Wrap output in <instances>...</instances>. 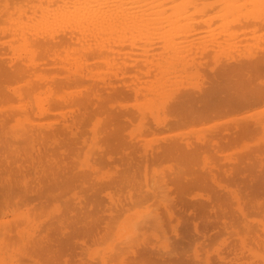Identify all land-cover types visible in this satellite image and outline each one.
I'll return each instance as SVG.
<instances>
[{
  "label": "bare ground",
  "instance_id": "obj_1",
  "mask_svg": "<svg viewBox=\"0 0 264 264\" xmlns=\"http://www.w3.org/2000/svg\"><path fill=\"white\" fill-rule=\"evenodd\" d=\"M8 1L10 2L11 5H13L12 9L10 10L7 9V7H9L7 6ZM8 1L0 0V17L2 14H4L5 15L4 19L6 18V21L8 22V26L6 24L7 27H3V28L1 27V32L4 33L6 32L11 36L9 37L10 39H8V41L5 42L11 52L10 53L11 55L8 56V60L2 59L1 57L4 56H1L0 54V84H1L0 101L1 99L5 98L8 95V93H6V91L3 90L2 88V83H3V86L4 85L6 86L4 88L9 90L12 93V95L14 94L17 97V99L19 100L18 102L19 104L17 105L16 103H14L16 105L13 108H15L16 110L13 112L10 110L11 108H9L8 111L6 110L7 109L6 107H5L6 109L0 107V140L2 141V139H4L2 141L4 143V146L0 147V156H2V162L4 160L5 163H9L10 155L14 156L13 159H15V156H18V158H21L23 161L29 164L30 168L28 167V169L33 170V174L34 176H36V179H38L39 182L42 179L46 178L48 176V173H51L52 175L50 174L49 176L52 177L51 179H53L54 181V182L52 181L53 185L58 187V189L63 191L72 187L70 182L69 181L67 182V180L59 181L60 178L59 180H56V174H60V172H62L60 165L58 164L59 166H57V162H54L56 164L55 167L57 168L55 171L53 170L54 171L53 173L52 171L53 165H51L52 163L48 164L49 162L48 161L47 162L48 166L46 165V162L43 161L42 159V151L39 147L40 145H37L38 147H36V144L40 143L41 141L46 144L45 147H48V145H57L58 148L61 147L60 150L58 149V151L60 154H62V156L70 154V152L73 151V148H75V145L77 143V138H78L77 131L79 130L78 123L80 122V120L84 121V117L87 115L88 112L87 109H89V107H92L91 105L93 104L94 106L99 105L100 107V99L102 97H106V99L109 100L110 99L114 100L116 98L125 97L129 95L135 97H138L139 95L141 96L143 95L144 96L143 100L145 101L144 104L142 106L141 104H137V107L141 106V108L137 109L138 110L137 113L139 115L138 117H140L142 120L145 113H148L153 118V122L155 124V127L157 128L190 125L198 121L212 119L213 117H217L219 115L228 112L232 113L241 108L251 107L254 105H260L261 103H264V45L256 44V46H258L257 48L255 47L256 49H249L247 45H245L248 48V50L246 48L247 51L246 50L244 51L243 49L245 48H243L242 50L239 51V45L241 44L240 42L242 40H245L249 33L255 34L254 32L256 30L264 26V0H59V2L57 0H36V1L8 0ZM53 2L55 3L53 4ZM208 12H212V13L209 14ZM205 15L208 16L206 17ZM1 19L3 18L1 17ZM1 19L0 21L5 26L6 21H3ZM23 19L24 20L26 19V21H24ZM213 19L214 21L215 20L217 21L216 24L213 25L214 27L217 26L215 28L212 27L211 25ZM202 33H204L203 36H201ZM253 34L252 36H254ZM250 39H253L252 42H254V38H249V40ZM3 41H5V39ZM3 41H1V44ZM72 44L74 45L77 44V45L72 46ZM244 44H247V42L242 43L243 46ZM154 45H156L155 47L158 46L159 50L157 51L155 57L154 56L151 57L154 53L152 51L155 48ZM60 46L64 48V52L65 50L70 48L69 50L75 51V53H78V55H80L79 54L80 52L82 56L93 55L94 57L101 58L100 60H102L107 64L106 67L110 68V70H108L109 68L107 69L105 66H103L111 73L113 79L107 80L106 76L99 77V75L96 74L98 75L97 81L100 82V83H96L95 77L91 73H89V71L86 72L83 71V66H82L83 64L80 65L81 63L79 61V57L77 56L67 57L68 55H65V53L64 54L62 53L63 55H60L59 53L61 57L58 55L56 49L57 47ZM122 48L125 51L127 50L128 53L131 52L130 50L136 49L138 52L140 50L139 53L136 52V50L132 51V52H136L135 53L136 55L138 53L140 58H136L138 57L136 55H134L135 58H132L131 57L132 55L127 56L129 54H127V51L126 52L123 51ZM38 51H41L40 53H43L42 55L44 54L48 55L49 59H51L52 61L54 60V62L58 59L60 60V61L58 60V63H61L62 68L66 73H64L63 71L64 75L62 76V79L58 81L59 84L74 83L77 85H81L83 86L84 93H82V90L78 88L79 90L78 92L76 91L77 93H75L76 95L74 94L75 96L73 95L74 96L73 98H70L72 97V95L70 97H65L64 95L66 93L63 96L62 94L60 95L58 93L59 96L54 97L53 102H48L47 101L48 99L46 100V97L41 95V93L44 94V92L50 91L49 90L50 83L47 80H45V77L44 79H40V80L39 77L37 76L35 78V72L37 71L38 64L40 62V61L38 62L36 58L37 57L36 53ZM123 52L126 54L124 55L125 57L127 56L133 59L130 61V63L128 62L129 68H127L126 65L127 62H125L123 65L121 64L122 66L120 65V67L118 65L116 66L117 68L114 67V64L116 62L122 60L119 58V56H121ZM120 53L122 54L119 55ZM208 55L210 56L208 60H210L211 65L209 64L210 66L208 67V70L203 72V75L206 76L207 78L206 84L208 85L206 86L205 84L204 85L205 87H201L195 82L192 83L193 82L192 79H194V76H196V78L197 75L199 76L198 68L200 62L203 60L205 56ZM57 56H59V58ZM42 57H46V56H42ZM70 58H73L72 60L74 63V66L71 70L68 69V67L71 66V62L70 65H67L68 67H66V65L64 64L69 62ZM75 59L77 60V64L75 62ZM8 61L10 62L7 67L4 65L3 62H8ZM220 61H224V63H221ZM101 68L102 67L100 66V69ZM88 69L91 68L88 67ZM99 71H97V73ZM126 74L128 75L130 74L129 77L128 75L127 77L129 78L128 81L130 80L131 84L130 83L127 84V81H124V76ZM40 75H42V73ZM30 77L31 79H29ZM183 77L186 79L188 83H192L193 85L191 87H185L182 85L179 86L180 83L182 82ZM9 78H13V79L23 78L24 86H21V82H19L20 86L14 85L15 87L13 86L8 87L7 84L4 82H7ZM32 78H35L36 82L32 81ZM86 78H90V81L85 80ZM150 79L151 82H153L150 86L146 87L143 84L146 87L143 88L139 85L142 84L141 81L145 82ZM118 81L122 83V85L119 84L118 86L117 85L119 83ZM69 89L71 91V88ZM63 91L64 89H62V92ZM28 94H31L32 99L30 98L29 99L31 101L33 100V105L32 104L30 105L29 102L28 104L31 106L32 112L36 116H43L47 113V111H49L48 108L56 107L59 108V113L63 117L65 116V111L62 110H67V109H69L70 111L76 110L74 111L76 117H74V119L72 118L71 122H68L69 120L63 118V121L62 122L60 121L61 125L59 127H54L52 129L49 128L39 129L40 127H35L36 123L32 121L33 120L32 118H30V111L28 110L29 105L27 104L28 100H26ZM100 95L102 97H100ZM15 96L13 100L16 101ZM53 96H55V94ZM109 105L112 106V107L110 106V108H114L112 104ZM119 105L125 107V105L122 103H120ZM166 112L170 114L166 115ZM127 113L128 111L125 108L124 109L119 108L116 112L115 111L108 112L109 124L111 125L112 128H108L105 132V136L100 138V143L102 141L104 144V146H99V151L101 152L100 155L105 154L106 158L109 161L111 159L113 160L114 153L116 154V152L121 151L120 155L118 156L119 158L118 161L121 163L123 170L126 169L125 168L126 166H128L131 169V167H134L136 164H138L137 162L140 160L142 161L143 170H145L147 165L150 164L152 161L173 159L176 161L175 165H177L176 168L177 170L174 169L175 170L173 172L174 174L171 175L169 179H171V181L173 180L175 181L174 184H176L179 192L181 190L184 191L189 186L199 185L200 183H202L201 179L205 178L203 175H198V173L196 174L194 171L190 169V166L192 164H194L192 165V167L195 166L198 156L200 157L202 153H204L207 150H213L215 152L221 146L224 145L228 146L230 144L232 145L233 142H236L239 139L242 138L244 139L245 137H248L250 135L252 136L257 132L259 133L260 129L264 130V106H263L260 107V109L256 108V110L249 111L245 114H240L239 116H234V115L229 117L227 116L228 119L225 117L226 118V119L224 118L225 120L218 119V121H216L214 119V122L212 121L211 124L203 126L207 129L205 130L207 131L206 132L207 134H202L196 137V140L195 141L193 140L194 142L188 141L187 139H182L180 138V136L178 137L177 135L169 134L170 135L168 136L169 138L167 140H164L163 141L164 144H162L160 147H157V149L155 148L156 150L154 149V151H150L147 150L146 147L144 146L145 150L140 151L136 149L137 145H134L135 143L131 142V140H129V142L126 143L124 139L118 136L119 128L116 126V124L114 125V122L117 121L118 118L121 119L124 118V116H126ZM10 119L12 121H15V124L13 123V125L8 126L7 123L9 122ZM49 121H51V119ZM96 121L97 120H95V122ZM228 122H230V124H227ZM37 125L42 127L51 126L49 122H46L45 124H43V122L41 124L40 122L37 123ZM94 125L96 124L94 123ZM189 128H191V126ZM195 128L197 129V127ZM191 129L193 130V128ZM174 131L177 130L175 129ZM91 132L92 134L91 133L90 134L92 135V138H94L96 134V130L94 127L91 129ZM67 133L69 136L65 137V134ZM261 138H264V135L259 139ZM262 141H263L262 144L263 147L257 145L259 147L249 152L248 151L245 152L244 156H241L239 159L235 158L237 160L228 163L224 161L223 163H221V165L219 166L217 165V166L219 167V169H221L220 170L222 171L221 173H224L225 174L224 176H227L229 178V181L232 183H235V178H234L235 174H237V176H240V178L237 180V183L239 184L237 188L236 187L229 188L223 185L219 190V191H224L225 197L228 195V197H231L235 202L237 216L240 218L239 222H242V224L247 225L248 222L246 223V220L247 219H248L247 221L251 220L248 218V215L251 212L258 213L259 215H261V218L255 219L254 221L256 222V225H258L257 228L264 233V225H263L264 200L263 199L258 200L259 198H257V200L256 198L255 200H252L251 198L254 194L258 193L259 191L264 192V171H263L264 170V139ZM10 143H13L15 146H13V148H8V149H14V150H9L8 153L7 148H5V146L10 145ZM94 144L96 146L97 143ZM67 147L68 150L66 151ZM22 149L25 152H23ZM231 149L233 148L231 147ZM34 153H36V155ZM46 155L48 157H51V159H53L56 158L57 153L55 152V150L52 151L49 148L47 149V154H45L44 156L46 157ZM202 156L204 157L205 155ZM48 157L47 160H51L50 158L48 159ZM244 160H247V162L248 160L250 161L253 160L254 162L252 166H256L255 168H260L258 170L260 173H257V171L256 173H252V171H254L252 170L253 168L246 167ZM94 164L93 167H90L87 164L86 168L84 169L88 171L83 170V168L82 170L80 169L81 173L78 174L74 172L75 170L72 171L74 172V174L71 176V178L73 179L72 182L78 179L81 181L80 183H85L86 180L88 181L91 178H93L95 176L94 170L97 169V168L94 169L95 167ZM209 165L211 164L209 163ZM217 166L214 163V165H212L209 168V170L207 169L208 174L211 177L210 179L213 180L214 182H215L216 174L212 170H214L215 168L217 169ZM0 168L2 167L0 166ZM24 168L25 167L19 163L16 171H18L19 174H22V176H24L23 178L24 180L22 179L24 182L22 180L19 181L21 178L18 180V182L22 184V186L24 185L23 188L25 187V189H28L29 182L27 179H25V173H27V168L26 169ZM219 169H218V173H219ZM2 173L4 174L1 175ZM206 173L207 172H205V174ZM13 174L14 173L12 168L4 167L3 170L0 169V177H2L0 179V208H2L3 205L6 206L8 204L7 200L10 198V196H18L17 195L18 193L12 186ZM122 175H123L122 178H117V180H113V182L109 181L108 183L110 185L112 184V187L113 185L121 187L124 182L125 186H128L130 188L132 184L131 178L127 174L122 173ZM144 176H145V171H144ZM14 181L17 182L16 180ZM90 181L91 184H89V186L91 185L92 187L93 180ZM167 181H168V177L166 176L165 177L162 176L161 178H159V180L156 179V181L154 182L156 188L154 187L153 183L152 185L157 190L154 189L155 191L152 192L153 194L155 192V195L156 192H160L157 194H162L161 196L158 195L159 196L158 200L160 201V203L156 200L157 204L163 206L164 210L166 211L165 215H167L166 217H168L167 219L168 221H170L171 219L175 221L172 227V231L174 233V238L176 241L175 244H173L171 247L167 246L166 248V241L164 240V242L162 243V247H164L165 250H163L162 252L159 250H153L152 253L151 251H147V249H142L143 251H140L138 249H135L136 247L134 248L133 246L135 244L134 241L135 242L140 241V237H137L138 234L140 235L143 234L144 231L147 230L148 228L154 231L155 229L158 230V228H160V226L163 224V218L159 216L161 214H159L157 210L153 211L154 214L151 213V215L147 213L148 211H146L147 215L142 217V215L145 213L144 211L142 215L140 214L135 218H131L126 223H123V226L125 227L122 226L123 227L122 232L120 230L121 232L120 238L121 241L123 242V246L125 248L128 247L126 248V250H129L132 257H137L139 259L146 261H152V258L154 257L155 258L154 263L157 260H158L157 262L162 261V260L159 261L158 258L164 259V257L167 258L172 257V259H175L173 261L174 264H182L179 262L180 253L178 252L177 247H179V244L185 240L187 234L184 231L177 232V223L180 220L179 215H181V212L185 210V207H189L191 205L193 209L191 207V209H188L186 212L188 214H192L193 216H195L196 213H194V211L192 210H194L195 208L197 209L198 207L194 203H189L181 199L180 200H175V198L171 199L170 196H172V194L170 196L168 194L166 197L165 195L167 193L166 189L169 186L167 185ZM220 186L221 184L218 183V186H216V188L217 187L220 188ZM210 187L212 188V186ZM223 187L226 189H223ZM34 188L33 187L30 188L31 192L28 193L34 192L35 193L34 195L36 196H34L33 198H30L29 196L26 198L21 197L22 200H31L37 198L39 200L40 199L42 200L46 196L47 197L54 196V194H52L49 189H47L46 191L43 190L41 191L39 190L40 188L37 187L38 190L35 192L32 191L34 190ZM129 188L128 189L126 188V190H128L127 196L128 199L130 200L131 192ZM116 191L118 190L116 189ZM107 196L111 203L118 202L120 204V198L118 196L114 197L115 195L112 194H108ZM163 196H165L166 198ZM76 198H81V197L77 196ZM82 198L83 200H85L84 197ZM221 198L223 197L211 198L210 196L209 197L207 196L205 200L208 202V204L206 205L210 207L209 212L211 211L213 215H215V213L217 214V212L220 213L217 215H219L221 219L222 227L226 228V226L230 225V222L225 217L227 214V210L225 207L224 198L223 199ZM93 199L87 202L90 203L91 201H94ZM219 199L222 200L221 203L216 202V200ZM86 200L83 202H86ZM253 201L256 202L255 203L256 206H254V203H252ZM80 202L81 200L77 202V204L78 205L81 204ZM92 205L93 204H90V206ZM215 205H217L216 207L218 208H216ZM3 208H7V207H3ZM72 212L74 213V211ZM73 213H71L72 216ZM71 214L68 215L70 216ZM21 215H22L21 217L24 218L26 216V214L25 216L23 214ZM58 216L59 218H56V221L60 226L59 233L62 234L61 236H65V238L67 237L69 240L71 235H65V233L68 230L66 228V224L64 223L65 221L64 222L62 221V220H66L67 217L66 216L63 217L64 215L63 216L58 215ZM1 219H3V222L7 220V219L4 220V218L2 217ZM70 219L72 221L71 216ZM26 220H29L32 224L31 221L32 219L30 220L27 218ZM6 222L7 225L10 224L9 223L10 220L9 222L8 220ZM67 222L68 219L66 223ZM114 223L116 224V222ZM193 226H194L193 227L194 230H196L197 229L196 223H194ZM33 227H35V224H33ZM122 227L120 228L122 229ZM152 230L151 233L153 232ZM236 230H238V228H236ZM9 231H10L9 227H6L3 224L0 225L1 234L2 233L7 234ZM18 231H20V229ZM33 232L34 229L29 230V232L26 233L27 234L26 239H28V247L26 246L27 248L25 249L26 253L24 254L23 252L24 254V256L22 255L23 257L27 259L30 258L33 262H36V264H61L63 263V261L66 264H74V262H71L70 259L77 255H76V250L74 248L72 249L70 243L67 244L66 242H62L60 240L61 237H59L58 240H56L55 242H53L54 240H50L43 245L41 243L35 244L34 241V243H32V245L30 246L29 242L33 240L32 239V234H34ZM155 233L153 234L156 235ZM197 233L201 236L205 235V233L202 230L197 231ZM41 234L42 233H40V235ZM253 234L255 235V237L251 236L253 241H255L257 245H263L264 235L261 237L259 235V231H256L255 229L253 230ZM44 236L45 234L43 235V237ZM21 237L23 238L24 235ZM251 237L249 238L251 239ZM163 238L166 239V237ZM40 239H42V237ZM40 239L39 241H41ZM47 239L48 238L43 240L46 241ZM239 240H240L239 247H243L245 243H247L244 237L239 238ZM1 244L3 243L1 242ZM5 246L1 245V249L3 250ZM115 250H117L116 247ZM7 252L9 251H6V253ZM237 252L238 254L240 253L242 255L243 250L240 249ZM237 252L232 251L234 256L237 254ZM105 256L109 257L108 255ZM4 257L5 256L3 252L0 253V264H4ZM37 257L43 258L44 259L43 263L41 262L40 259H37ZM11 258H13V256H11ZM60 258L61 261H59ZM101 258L102 259L100 261V264H105L107 258L105 259L104 255L103 257L101 256ZM233 262H235V264L252 263L247 261H240L236 258L234 259ZM17 263L19 264V262ZM8 264L10 263L8 262ZM204 264H212V263L205 260Z\"/></svg>",
  "mask_w": 264,
  "mask_h": 264
},
{
  "label": "rangeland",
  "instance_id": "obj_2",
  "mask_svg": "<svg viewBox=\"0 0 264 264\" xmlns=\"http://www.w3.org/2000/svg\"><path fill=\"white\" fill-rule=\"evenodd\" d=\"M34 1H36V0H34ZM57 1L59 2V0H57ZM54 3L55 2H53V4ZM7 6L10 7V8L7 7V9L10 10V9H12L13 5H11L10 2L8 1V5ZM208 13L211 14L212 12H208ZM4 16L5 15L2 14L1 17L3 19H1V17H0V19L3 20V21H6V18L4 19ZM205 16L207 17L208 15H205ZM24 21H26V19ZM216 22H217L216 20L215 21H214V19L212 20V22H211L212 27H214L213 25L216 24ZM6 24L8 26V22L7 21L5 23V26H4V24L2 22L0 23V25H1L0 26V40L3 41L5 39V41H3L4 44H3V42L1 44V41H0V44H1L0 45L1 46L0 49H2V50H0V54H1V56H4V57H1L4 60H8V56L11 55L10 54L11 53L10 49L7 47V45L5 43V42L8 41V39H10L9 37H11V36L9 34H7L6 32L5 33L1 32V27L2 28L3 27H7ZM215 27H217V26H215ZM256 32H257V34H256ZM3 33H4V35H3ZM254 33L255 34L249 33L247 35L246 39L242 40L240 42L241 44L239 45V51L242 50L243 48H245V49H243L245 51L247 47L249 49H256L258 47V46H256V44H258V45H262L263 44L264 45V26L259 28L258 30H256ZM258 33L261 34V35H259ZM252 34L254 36L255 35L256 36L254 37V36H252ZM203 35H204V33H202L201 36H203ZM249 38H254V42H256V40H257V42L254 43V42H252L253 39L249 40ZM258 38H260V39H258ZM243 42L244 43L247 42V44H244V46H243L242 45ZM251 44H252V46H251ZM75 45H77V44H75ZM75 45L72 44V46H75ZM245 45H247V47ZM249 45H250V47H249ZM155 46L156 45H154V47ZM248 48H247V50H248ZM60 49H62L63 51L60 50ZM69 49L70 48H68L64 52V48L62 46H60V47H57L56 50H57L58 55H59V53H60V55H63L65 53V55H68L67 57H72V56L79 57V61L81 63L80 65L83 64L82 65L83 66V71H85V72L89 71V73H91L95 77V80H96L95 82L96 83H100V82L97 81V76L98 75H99V77L100 76H103V77L106 76L107 80L108 79H110V80L113 79L112 78L113 76L108 71V70H110V68L106 67L107 64L105 62H103L102 60H100L101 58L94 57L93 55H91V56H87V55L86 56H82V54L80 52H79L80 55H78V53H75V51H71ZM126 49H127V47H126ZM3 50H4V52H3ZM6 50H8V51H6ZM122 50L125 51L123 48H122ZM134 50H136V49H134ZM134 50H130V51L132 52ZM158 50H159V47L158 46L155 47L152 50L154 53H153V55L151 57H153V56L155 57V55H156ZM40 52L41 51H38L36 53L37 61L38 62L40 61V62L38 64V69L36 71L39 75L35 72V78L37 76V77H39V80H40V79H44V77H45V80H47L50 83V87H49L50 91L49 92L46 91V92H44V94L41 93V95L46 97V100L48 99L47 100L48 102H53L54 101L53 98L59 96L58 93L60 95L62 94V96L66 93L64 95L65 97H70L72 95V97H70V98H73L76 95L75 93H77L79 89L82 90V93H84L83 86H81V85H77V84H74V83L73 84H61V83L59 84L58 81L60 79H62V76L64 75V73H66L64 71V69L62 68L61 63H58L59 59L56 60L55 61L56 63H55L54 60L52 61L51 59H49L48 55H45V54L42 55L43 53H40ZM131 52L128 53V51H127V54H129L127 56H131L132 55L131 57L135 58L134 55H136L135 53L138 52V51L136 50V52H132V53ZM139 52H140V50H139ZM138 53L136 55L138 57H136V58H140ZM121 54L122 53H120L119 55H121ZM119 55H117V56H119ZM122 55L119 56V58L122 59V60L118 59L119 62H116L114 64V67H116L117 65L120 67L121 64L123 65L125 62H127V64H126L127 68H129L128 62L130 63V61L133 60V59L130 58V57H127V56L125 57L124 55H126V54L124 52H123ZM42 56H46V57H42ZM59 56H57V57L59 58ZM123 57H124V59H123ZM205 57L204 58L206 60L204 58L202 60V58H201V60L203 62L202 61L200 62V65H199V68H198L199 76L197 75V78H196V76H194L195 80L192 79L193 80L192 83L195 82L196 84L200 85L201 87H205L204 85L207 83V78H206V76L203 75V72L208 70V67L211 65L210 60H208L210 58V56L208 55V56H205ZM43 58H45V59H43ZM70 59H71V61H70ZM70 59H69V62L64 63L66 65V67H68L67 65H70V62H71V66H69L70 68L68 67L69 70H71L73 68V66H74V63H73V60H72L73 58H70ZM123 60H124V62H123ZM44 61H47V62H44ZM9 62L10 61L3 62V63H4L5 66L8 67ZM75 62L77 64V60L76 59H75ZM97 62L99 63V65H98ZM220 62L224 63V61H220ZM55 64H57V65H55ZM86 65H88V66H86ZM100 66L102 67L101 69H100ZM103 66H105L107 69L108 68L109 69L107 70ZM88 67L91 68L92 70L88 69ZM84 68H86V69H84ZM63 71H64V73H63ZM97 71H99V72L97 73ZM101 71H103V72H101ZM106 72L108 73V75H107ZM41 73H42L43 76L40 75ZM96 74H98V75H96ZM127 75L128 74H126L124 76V81H127V84H129L130 80L128 81V79H129L128 77H129L130 74L128 75V77H127ZM33 76H34V74H33ZM31 77L29 79H31ZM35 78H32V81L36 82ZM22 79L23 78H17V79L9 78L7 80V82H4V83H6L8 87H12V86L15 87L16 85L18 86L20 84L19 82H21V86H24L23 85L24 84V79L23 80ZM85 80L90 81V78H86ZM120 82H121V80H120ZM120 82L117 84L118 86H119V84L122 85V83H120ZM141 83L142 84H139V85L144 88L145 86L146 87L150 86L153 82H151V79H150V80L145 81V82L141 81ZM192 83H188L186 81V79L183 77L182 78V82L180 83L179 86L182 85V86H185V87H191L193 85ZM207 85L208 84H206V86ZM0 86H1V84H0ZM4 87H6V86L5 85L3 86V83H2V88H3V90L6 91V93H8V95L5 98L1 99L0 107H3V108L6 107L7 109L6 108L5 109L8 110V111H9V108H11L10 110L13 112V111L16 110L13 107L16 104L17 105L19 104L18 103L19 100L17 99V97L14 94L13 95L15 96L16 101L13 100L14 96L12 95V93L9 90H7L6 88H4ZM69 88H71V91H70ZM62 89H64L63 92H62ZM53 93L55 94V96H53L54 95ZM45 94H47V95H45ZM12 96H13V98H12ZM28 96L26 98V100H28L27 104L29 102L30 105L31 104L33 105V100L32 101L30 100V99H32L31 98V94H28ZM43 96H41V97H43ZM139 96L135 97V96L129 95V96H125V97L116 98L114 100L113 99L109 100V99H106V97H102L100 95V97H102L100 99V107H99V105H96V106H94V104L91 105L92 107H89V109H87L88 112H87V115L84 117V121L80 120V122L78 123L79 130L77 131V135H78L77 143L75 145V148H73V151H71L72 148L70 149L71 152L68 155H65V156L63 155L62 156V154L59 153L58 149L60 150L61 147L58 148L57 145H48V147L52 151L55 150V152L57 153V156H56L57 159L56 158L51 159V157H48L47 155L45 157L44 155L47 154V149H49V148L45 147L46 144L44 142H41V141H40V143L36 144V147H38L37 145H40L39 147H40V149L42 151V159H43V161L46 162V165H47L48 161H49L48 164L52 163L51 164V165H53L52 171L53 170L55 171L56 168H57V167H55L56 164L54 162H57V166L60 165V168H61L62 172H60V174H56V180H59V178H60L59 181H65V180H67V182L69 181L70 184L72 185V187L69 188V189H66V190L62 191V190L58 189V187L54 186L53 185L54 181H53V179H51L52 177L49 176L51 173H48V176L46 177L47 179L49 178L48 180L51 181V182H49L46 178L42 179L39 182L38 179H36V176H34L33 170L28 169L29 164L27 162L23 161L21 158H18V156H15V159H13L14 156L10 155L9 163H5L4 160L2 162V156H0V160L3 163L2 164L0 162V166L2 167L0 169L3 170L4 167L13 169V173L14 174L12 175V184H13L12 186L16 190V192L18 193L17 194L18 196H10V198L7 200L8 204L6 206L3 205V207H7V208H3L2 206H1L2 208H0L1 209V211H0V221H1L0 225L3 224L6 227H9L10 231H11V233L9 231L7 234L6 233L5 234H3V233L1 234V232H0V240H1L0 241V253L3 252V254L5 256L4 257V264H8V262L10 264H18L17 262H19V264L20 263L21 264H33V263L36 264V262H33L30 258L27 259V258L23 257L24 254L26 253L25 252V249H27L26 246L28 247V239H26L27 238V236H26L27 234L26 233H28L29 230H32V229H34V232H33L34 234H32V239L33 240L29 242L30 246L32 245V243H34V241H35V244L41 243V244L44 245L50 240H54L53 242H55L56 240H58L59 237H61L60 240L62 242H66L67 244L70 243V246H72V249L74 248L76 250V255L77 256H74L73 258L70 259V261L74 262V264H78V263L80 264L81 262L82 263L84 262L83 264H100V261L102 259L101 256L103 257V255H104L105 259L107 258L106 261H105V264H174L173 261L175 259H172V257H170V258L164 257V259L163 258H158L159 261H161V260L162 261L161 262H157L158 261L157 260L155 263H154V261H155L154 257L152 258V261H146V260L139 259L137 257H132V255L129 252V250H126V248H128V247L125 248L123 246V242L121 241V238H120L121 237V232L123 231V227H125V226H123V223H126L131 218H135V217H137L140 214L142 215L144 213V211H145V213L142 215V217L147 215V213H149L151 215V213H153V211L157 210V212L159 214H161L159 216H161L163 218V224L160 226V228H158V230L155 229V231H154V230L148 228L147 230L144 231V233H143L144 235L143 234H141V235L138 234L137 237H140V241L139 242L138 241H136V242L134 241V243H135L133 245L134 248L136 247L135 249H138L140 251H143L142 249H147V251H151V253H152L153 250H159L161 252L163 250H165V248L162 247V243L164 242V240L166 241V248H167V246L171 247L173 244H175L176 241H175V238H174V233L172 231V227H173V224L175 223V221H173V219L168 221L167 220L168 217H166L167 215H165L166 211L164 210L163 206L162 205L160 206L159 204H157V201L160 203V201L158 200V198H159L158 195L161 196L162 194H157V193H160V192H156V195H155V192H154V194L152 192V191L157 190V189H155L156 187H155V183L154 182L156 181V179L159 180V178H161L162 176L168 177L167 185H169V186H168L167 189H169V190L166 189V192H167L165 194L166 197H167L168 194H169V196L172 194V196H170L171 199L172 198L173 199L175 198V200H180L181 199V200L187 201L189 203H194L198 207L197 209L195 208L194 210H192V211H194V213H196L195 216H193L192 214H188L186 212L188 209H191V207H192L191 205L189 207H185V210L183 212H181V215H179L180 220L177 223V232L178 231L179 232L184 231L187 234L185 240L182 241V243L179 244V247H177L178 248V252L180 253V256H179L180 257V259H179L180 263H182V264H201V263H203L204 264V261L206 260V261H208V262H210L212 264H235V262H233V261L236 258V259H238L240 261L252 262L251 264H264V243H263V245H257L255 243V241H253V239H252V237H255V235L253 234V230L254 229L256 231H259V235L261 237L264 235V233L257 228L258 225H256V222L254 221L255 219L261 218V215H259L258 213L251 212L248 215V218L251 219V220L250 221H247L248 219L246 220V223L248 222L247 225H244V224H242V222H239L240 218L237 216V211H236V208H235L236 207L235 202L233 201V199L231 197H228V195L225 197L224 191H219V190L221 189V187L223 185H225L226 187H229V188H234V187L237 188L239 186V184L237 183V180L240 178V176H237V174H235L234 175L235 176L234 177L235 178V183H232V182L229 181V178L227 176H224L225 175L224 173H221L222 171H220L221 169H219V167H218L224 161L226 163L233 162V161L237 160L235 158L239 159L241 156H244L245 152H247V151L249 152L251 150H254V149H256L259 146L263 147V145H262L263 141L262 140L264 138L259 139L260 137H263V135H264V130L263 129H260L261 132L259 130V133L257 132L256 134H254L255 136L254 135H252V136L250 135L248 137H245L244 139L242 138V139H239L236 142H233L232 145L230 144L228 146L227 145L221 146L215 152L213 150H207L204 153H202V155H205L204 157L202 155H200V157L198 156L199 159L197 158L195 166L192 167V165H194V164H192L190 166V169L192 171H194L196 174L198 173V175H203L205 177L203 179L200 178L202 180L203 184L200 183L199 185H196V186H193V185L189 186L184 191L181 190L180 192L178 191L176 184H174L175 181L174 180L171 181V179H169V177H171V175L174 174L173 172L175 170H177L176 169L177 165H175V162H176L175 160L172 159V160L152 161L150 164L147 165L146 169L143 170L142 161L139 159L140 161H138L137 162L138 164H136L134 167H131V169H130L128 166H126L125 167L126 169L123 170L121 163L118 161L119 160L118 156L120 155L121 151L116 152V154L114 153L113 154V157H114L113 160L111 159L109 161L106 158V155L105 154L100 155L101 152L99 151V146H104L102 141L100 143V138L105 136V132H106V130L108 128H112L111 125L109 124L108 112L109 111L110 112L111 111H115L116 112L119 108L120 109L121 108L122 109L125 108L128 111V113L126 114V116H124V118H122V119L118 118V120L114 122V125L116 124V126L119 128L118 129V133H119L118 136H120L122 139H124L126 143L129 142V140H131V142L135 143L134 145H137L136 149H138L140 151L145 150L144 146L146 147L147 150L154 151L155 148L157 149V147H160L162 144H164L163 141L167 140L169 138L168 136H170V135H177L178 137L180 136V138H182V139H187L188 141L194 142L196 140V137H198V136H200L202 134H207L206 133L207 131H205L207 129L205 127H203V126L211 124L212 121L214 122V119L216 121H218V119L219 120H221V119L223 120L225 117L228 119L229 116H233V115L234 116H239L240 114H245V113H247L249 111L256 110V108L260 109V107L264 106V103H261L260 105H254V106H251V107L241 108V109H238L235 112H232V113L228 112V113L219 115L217 117H213L212 119H206V120H203V121H198V122L192 123L190 125L175 126V127H159V128H157V127H155V124L153 122V118L148 113H145V115L142 118V120H141L140 117H138L139 115L137 113L138 112L137 109L141 108V106L145 102L143 100L144 96L143 95L142 96L139 95ZM14 103H16V104H14ZM120 103L124 104L125 107L124 106H120L119 105ZM109 104H112L114 108H110L111 105H109ZM137 104H141V106L137 107ZM30 105L28 107V110L30 111V118H32L33 119L32 121H34L36 123L35 127H40L39 129H42V128L52 129L54 127H59L61 125V122L63 121V118H66L67 120H69L68 122H71L72 118L74 119V117H76L75 116L76 114L74 113V111H76V110H72V111H70L69 109L62 110V111H65V116L63 117L59 113V108H56V107L48 108L49 111H47V113L45 115H43V116H36V115L33 114ZM167 114L168 113L166 112V115ZM50 119H51V121H49ZM40 120H42V121H40ZM95 120H97L96 122H98V123H96ZM37 121H40L41 124H42V122H43V124H45L46 122H49L51 126L50 127L38 126L37 123H40V122H37ZM13 123L15 124V121H12L10 119L9 122L7 123V125L10 126V125H13ZM94 123L96 125H94ZM227 124H230V122H228ZM190 126H191V128H193V130L191 128H189ZM7 127H6V130H7ZM93 127L96 130V134H95L94 138H92V135H91L92 134L91 129ZM148 127H149V129H148ZM195 127H197V129ZM175 129L177 131H174ZM129 130H131V131H129ZM171 132H174V133H171ZM66 136L67 137L69 136L68 133L65 134V137ZM256 137H258V138H256ZM3 140L4 139H2V141ZM259 140H261L262 143ZM2 141L0 142V147L4 146V143ZM257 141H258V143H257ZM94 143H97L96 146H95ZM12 144L13 143H10V145H7L8 147L5 146V148H7L8 153H9V150H14V149H8V148H13V146H15L14 144L13 145ZM257 145H259V146H257ZM229 146H231L233 149H231V147H229ZM22 148H23V146H22ZM250 148H252V149H250ZM67 150H68V147H67L66 151ZM22 151L25 152L23 149H22ZM10 153H11V151H10ZM34 154L36 155V153H34ZM47 157H48V159L50 158L51 160H47ZM13 160H15V161H13ZM205 161H206V163H205ZM64 162H65V164H64ZM244 162L246 164V167H252L253 168L252 170H254V171H252V173H256V171H257V173H260L258 171L260 168H255L256 166H252L253 162H254L253 160H251V161L248 160V162H247V160H244ZM19 163L22 166L25 167L24 169L27 168V173H25V179H27L28 182H29V186H28L29 188L28 189H25V187L23 188L24 185L22 186V184H20L18 182V180L20 178L21 179L19 181H21L24 178V176H22V174H19V172L16 171L17 168H18ZM209 163L211 165H209ZM214 163L216 164V166L218 165L217 169L215 168L214 170H212L216 174L215 175L216 178L214 177L215 178V182L210 179L211 177L208 174L209 168L212 165H214ZM87 164L90 167H93V164H94V166H95L94 169L95 168L98 169V170L97 169L94 170V173H95L94 175L95 176L90 179V180H93L92 187H91V185L89 186V184H91L90 180H88V181L86 180L85 181L86 185H85V183H80L81 181L78 180V179L75 180L74 182H72L73 179L71 178V176L74 174V172H76V174H78V173H81L80 169L82 170V168H83V170H86L84 168H86ZM102 169H104V170H102ZM203 169H206V170L208 169V170L206 171V170H203ZM218 169H219V173H218ZM54 171H53V173H54ZM72 171H74V172H72ZM86 171H88V170H86ZM144 171H145V176H144ZM260 171H262V170H260ZM205 172H207V173L205 174ZM122 173L127 174L131 178V182H132L131 187L129 188L128 186H125L124 182H123L121 187L114 186V185L112 187V184L110 185L108 182L109 181L113 182V180H117V178H122L123 177ZM3 174L4 173H2L1 175H3ZM207 174H208V176H207ZM1 178L2 177H0V179ZM145 178H146V180H145ZM14 180H16L17 182H15ZM152 181H154V182H152ZM18 183H19V186H18ZM152 183L154 184L155 188L153 187ZM218 183L221 184L220 188L219 187L216 188V186H218ZM74 184H75V186H74ZM37 185H39V186H37ZM48 185H51V186H48ZM34 186H35V188H34ZM36 186L38 188H40L39 190H41V191L42 190L46 191L47 189H49L50 192L52 194H54V196H48V197L46 196L42 200L41 199L39 200L38 198L37 199H31V200H22L21 197H25L26 198V197L29 196L30 198H33L34 196H36V195H34L35 194L34 192L33 193H28V192H31L30 188H32V187L34 188V190H32V191L36 192L38 190V188ZM210 186H212V188ZM117 187L120 188V189H118ZM126 188L127 189L129 188V190L131 192V199L132 200L128 199V196H127L128 190H126ZM116 189L118 191H116ZM223 189H226V188L223 187ZM215 193H216V195H215ZM218 193H219V195H218ZM108 194L115 195L114 197L118 196L120 198V204L118 202H116L118 204L111 203L109 198H108V196H107ZM77 196H80L81 198H76ZM207 196L208 197L210 196L211 198H215V197H223L224 198L225 207H226V210H227V214H226L225 217L230 222V225L226 226V228L222 227L221 219H220L219 215H217V214H220L219 212H217V214L215 213L216 216L213 215V213H211V211L209 212V208L210 207H208L206 205V204H208V202L205 200V198ZM82 197H84L85 200L87 198L86 202H83L85 200H83ZM88 197H90V198H88ZM163 197H165V196H163ZM223 198H221V199H223ZM251 198H252V200H255V198H256V200H257V198H259L258 200H262V199L264 200V192L259 191L258 193L254 194ZM13 199H14L15 202L13 201ZM79 199L81 200V202H80L81 204L78 205L77 202L80 201ZM92 199L94 201H91V202H94V203H91V202L88 203L87 202V201L92 200ZM216 199H218V198H216ZM229 201H230V203H229ZM216 202L221 203L222 200L219 199V200H216ZM252 203H254V206H256V204H255L256 202L255 201H253ZM11 204H12V206H11ZM90 204H93V205L90 206ZM155 205H156V207H155ZM79 206H82V207H79ZM110 206H112V207H110ZM124 206H125V208H124ZM216 206L217 205H215V207ZM156 208H158V209H156ZM216 208H218V207H216ZM192 209H193V207H192ZM137 210H138V212H137ZM151 210H152V212H151ZM72 211H74V213ZM146 211H148V212L146 213ZM71 213H73V216H72ZM208 213H210V214H208ZM21 214H23L24 216L26 214L25 218L21 217L22 216ZM68 214H71L70 216L72 217V221H71L70 216ZM58 215H60V216L64 215L63 217L66 216L67 219H68L67 223H66L67 219L66 220H62V221L63 222L65 221L64 223L66 224V228L68 230L65 233V235H71L69 240H68L67 237L65 238V236H61L62 234L59 233L60 232V226L58 225V222L56 221V218H59ZM1 217L4 218V220L7 219L8 222L10 220V222H9L10 224L8 223L10 226L7 225V222H6L7 220L4 221L6 223L5 224L3 222V219H1ZM27 218L30 219V220L32 219L31 220L32 224H31V222L29 220H26ZM49 218H50V220H49ZM23 219H24V222H23ZM56 222H57V224H56ZM114 222H116V224ZM208 222H209V224H208ZM251 222L254 225H252ZM194 223H196V227H197L198 230L197 229L194 230V228H193L194 227L193 226ZM33 224H35V227L38 228V229L33 227ZM263 225H264V223H263ZM119 226L120 227L123 226L122 229ZM204 226H207V227H204ZM233 226L235 227V229H234ZM236 228H238V230H236ZM17 229L18 230L20 229V231H18ZM120 230H121V232H120ZM151 230L153 231L152 233H151ZM200 230H202L205 233L204 236H201V235H199L197 233V231H200ZM155 232H157V233H155ZM242 232H243V234H242ZM40 233H42V234L40 235ZM119 233H120V235H119ZM153 233H155L157 236L154 235ZM44 234H45V236L43 237ZM23 235H24V237L22 238L21 236H23ZM39 235H40V238L42 237V239L39 238ZM116 236H118V237H116ZM19 237H21V238H19ZM163 237H166V239H164ZM241 237H244L246 242H247V243H245V245L243 247H239V245H240L239 244V242H240L239 238H241ZM249 237H251V239ZM46 238H48L49 240L47 239L46 241H44L43 239H46ZM39 239L41 241H39ZM263 239H264V237H263ZM83 241H84V244H83ZM1 242L3 244H1ZM1 245L2 246L7 245V246H5L4 248L2 247L3 248V250H2L1 249ZM14 246H16V247H14ZM19 246H20V248H19ZM53 246H55V245H53ZM113 246H114V248H113ZM115 247L117 248V250H115ZM6 248H8V249H6ZM110 248H111V250H110ZM10 249H11V252H10ZM84 249H85V251H84ZM112 249H114V250H112ZM240 249L243 250L242 255L240 253L238 254V252H237ZM6 251H9V252H7L8 254L6 253ZM232 251L237 252V254L234 256ZM23 252H24V254H23ZM78 255H79V257H78ZM105 255H108L109 257H107ZM115 255H116V257H115ZM11 256H13V258L14 257L15 258L13 259V258H11ZM220 256H222V257H220ZM37 259H40L42 263L44 261V259L41 258V257H37ZM8 260H11V261H8ZM59 261H61V258H60ZM75 262H77V263H75ZM61 264H66V263L63 261V263H61Z\"/></svg>",
  "mask_w": 264,
  "mask_h": 264
}]
</instances>
